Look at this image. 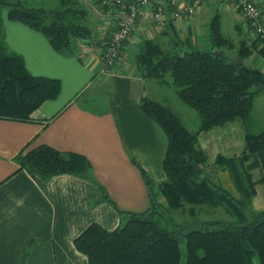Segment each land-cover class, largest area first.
I'll return each mask as SVG.
<instances>
[{
	"label": "crops",
	"instance_id": "1",
	"mask_svg": "<svg viewBox=\"0 0 264 264\" xmlns=\"http://www.w3.org/2000/svg\"><path fill=\"white\" fill-rule=\"evenodd\" d=\"M7 1L52 9L45 0ZM53 1L58 8L60 0ZM255 1L260 6L264 3ZM84 2L89 11L80 20H85L94 34L77 41L78 55L56 51L43 34L22 22L8 20L7 6L1 8L8 47L23 56L32 74L58 78L61 86L55 98L34 111L32 120L0 118V264H88L87 256L74 246L77 235L92 222L112 230L120 224L119 211L148 208V189L140 168L153 180L154 196L160 194L167 137L160 125L140 109L141 98L170 106L186 125L193 119L195 126L189 124V129H195L200 120L172 87L139 75L134 54L146 38L164 36L174 27L186 48H207L209 21L217 13L221 20L224 11L232 12L236 21V39L221 30L232 40L231 50L236 52L240 40L251 45L254 38L239 12L223 5L222 0H209L197 9L191 22L159 27L140 20L126 42L121 62L105 72L101 42L110 34L113 15L109 9H102L98 0ZM243 62L264 73V56L257 50L251 49ZM258 100L264 107V92L254 97L247 119L229 121L198 134V145L209 162L218 153H240L246 131L258 133L264 129V110L256 115ZM41 144L82 154L90 168L84 175L33 176L20 168L16 156ZM257 159L259 168L253 176L263 180L255 185L252 207L263 210L264 149L257 153Z\"/></svg>",
	"mask_w": 264,
	"mask_h": 264
},
{
	"label": "trees",
	"instance_id": "2",
	"mask_svg": "<svg viewBox=\"0 0 264 264\" xmlns=\"http://www.w3.org/2000/svg\"><path fill=\"white\" fill-rule=\"evenodd\" d=\"M75 2L60 0L58 8L47 10L0 0V118L32 120L34 111L55 98L61 86L58 78L32 74L23 56L8 47L2 6L8 7V20L40 32L56 51L78 55L77 41L89 37L90 30L80 21L84 9L73 7ZM99 6L108 9L102 2ZM170 29L164 36L142 42L134 54L135 67L141 77L172 87L177 97L197 113L199 126L189 129L170 106L146 96L139 107L167 137L160 193L170 208L188 204L191 220L175 222L165 213L151 191L153 180L140 168L148 189V208L119 211L120 224L112 230L90 223L74 238V246L87 256L88 264H264V209L252 207L255 185L263 180L255 179L253 170L259 168L257 153L264 149V129L258 133L246 131L240 154L218 155L215 160L236 194L206 173L208 155L197 141L201 131L247 119L254 97L264 92V73L244 62H228L230 54L226 50L234 45L221 32L218 13L209 21L207 48H186L175 28ZM109 39L110 34L101 42L103 49ZM164 39L167 48L161 44ZM251 49L264 56V45L257 38L251 45L240 40L235 55L245 59ZM16 160L20 168L43 178L62 173L84 175L90 168L84 155L47 144L19 153ZM197 206L222 207L231 219H199Z\"/></svg>",
	"mask_w": 264,
	"mask_h": 264
},
{
	"label": "built area",
	"instance_id": "3",
	"mask_svg": "<svg viewBox=\"0 0 264 264\" xmlns=\"http://www.w3.org/2000/svg\"><path fill=\"white\" fill-rule=\"evenodd\" d=\"M209 0H102L113 15L110 39L102 51L103 71H112L123 59L126 42L140 20L159 27L192 21L197 9ZM244 19L254 38L264 45V3L255 0H222Z\"/></svg>",
	"mask_w": 264,
	"mask_h": 264
},
{
	"label": "rangeland",
	"instance_id": "4",
	"mask_svg": "<svg viewBox=\"0 0 264 264\" xmlns=\"http://www.w3.org/2000/svg\"><path fill=\"white\" fill-rule=\"evenodd\" d=\"M45 2L47 3V5H48L49 8H52V9L55 8L56 9L57 5H54L55 2L53 0H45ZM72 6L75 7L76 9H80V10L84 9L85 13L86 12L88 13V11H89L88 10L89 7L84 2V0H77V2H75V3L72 4ZM7 9H8V7H7ZM196 13H197V11H196ZM222 14H223V16H222V18L220 20L221 21V30H222V32L225 35H228L231 38L236 39V32H235V23H236V21L234 20V15L230 11H224ZM80 21L82 23H85L86 24V21L85 20H82L81 19ZM89 30H90L91 35H93L94 34V31H91L90 28H89ZM162 39L163 38H161V40ZM161 44H162V46L164 48H167V46H168L166 39H164L163 41H161ZM75 50H77V52L80 53V50L78 48L76 49V46H75ZM226 51L230 55L231 54H235V50H226ZM255 108H256V115H260L261 112L264 110L263 101L262 100H258V102H256ZM193 121H194L193 119H191L190 121H187L188 122L187 123L188 125L189 124H192V125H190L191 128H194L192 126H195V123H196V122H193ZM188 125H186V126L188 128H190ZM198 126H196V128ZM240 153H238V154H240ZM218 155H223V154L218 153L216 155V157L213 160H211L212 162H209L208 161V165L206 166V173L213 180L221 182L225 187H227L229 190H231L232 192H234L236 194V191L234 190V187L232 186V184H231L230 180L228 179L227 175L225 173H222L220 171L219 167L215 164V160H216V158H217ZM223 156L224 157H228V156H225V155H223ZM253 172H254V170H253ZM155 198H156V200L158 202H160V204L162 206V209L165 211V213L170 218H172L175 222L188 223L191 220V217H190V215L188 214V212L186 210V208L189 206L188 204H186L184 208L174 209V208H170L167 205V203L164 201V198L161 195V193L160 194L159 193L156 194ZM197 208L199 209L198 214H197V218H199V219H207V218L231 219V217L224 211V209L222 207H207V206H201L200 207V206H197ZM181 245L183 247V241H182Z\"/></svg>",
	"mask_w": 264,
	"mask_h": 264
},
{
	"label": "water",
	"instance_id": "5",
	"mask_svg": "<svg viewBox=\"0 0 264 264\" xmlns=\"http://www.w3.org/2000/svg\"><path fill=\"white\" fill-rule=\"evenodd\" d=\"M216 53L219 54V51H217ZM227 60H228V62H230L233 65H240L243 63V58L239 57V56L230 55V56H228Z\"/></svg>",
	"mask_w": 264,
	"mask_h": 264
}]
</instances>
